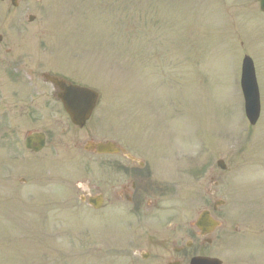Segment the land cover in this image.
Returning <instances> with one entry per match:
<instances>
[{"label":"rangeland","instance_id":"rangeland-1","mask_svg":"<svg viewBox=\"0 0 264 264\" xmlns=\"http://www.w3.org/2000/svg\"><path fill=\"white\" fill-rule=\"evenodd\" d=\"M258 2L134 0L137 8L131 12L128 0H20L18 9L7 0L0 2V34L8 47L23 46L21 41L38 46L41 70L69 71L101 94L92 127L102 117L107 131L130 126L143 141L146 128L152 129L146 139L180 149L181 174L191 181L196 180L191 172L209 164L216 175L228 174L232 197L262 208L246 253L264 264V15ZM29 16L36 18L31 24ZM245 56L254 59L262 96L255 127L246 120L239 87ZM70 127L60 112L51 114L52 206L24 218L28 225L46 215L50 234L39 228L26 236L30 241L24 239L30 227L0 200V238L7 232L23 238L22 246L0 247V264L19 256L20 264H100L94 250L101 248L97 215L70 209L80 194L72 183L95 179L86 159L68 160L62 131ZM218 159H224L226 172L217 167Z\"/></svg>","mask_w":264,"mask_h":264},{"label":"flooded vegetation","instance_id":"flooded-vegetation-1","mask_svg":"<svg viewBox=\"0 0 264 264\" xmlns=\"http://www.w3.org/2000/svg\"><path fill=\"white\" fill-rule=\"evenodd\" d=\"M40 66L38 46L8 47L3 38L0 200L5 207L14 202L20 214L38 211L41 199L51 208V166L55 161L51 158V114L58 111L69 121L57 98L60 90L45 77L79 83L72 74L45 73ZM89 124L84 129L62 131L68 159L77 158L81 151L95 175L94 182L86 179L72 184L80 194L69 208L96 213L99 240L103 246L107 244L115 264H192L196 259L256 264L246 252L250 234L256 235L259 219L254 215L259 208L233 206L228 174L216 175L210 164L204 182L184 183L180 149L140 143L130 131H116L110 140L99 141L98 127ZM68 130L70 134H66ZM33 133L46 136L39 153L26 149V139ZM107 142H112L111 153L98 154L97 145ZM67 201L71 204L73 198ZM93 201L97 210L90 205Z\"/></svg>","mask_w":264,"mask_h":264},{"label":"water","instance_id":"water-1","mask_svg":"<svg viewBox=\"0 0 264 264\" xmlns=\"http://www.w3.org/2000/svg\"><path fill=\"white\" fill-rule=\"evenodd\" d=\"M13 5L17 6V3L14 2ZM261 9L264 12V0L261 2ZM30 21H33V18H30ZM51 82L61 87L63 90L64 94L61 100L66 111L71 115L72 121L76 125L84 126L85 121L89 118L96 105L98 98L97 93L77 86L68 87L64 82H59L54 78H51ZM242 88L246 99V114L249 122L254 126L259 120L261 105L253 62L250 58H246L243 64ZM64 95H66V97H64ZM82 101L86 105L80 107L79 104L82 103ZM32 144L33 141H29V145L31 146ZM219 166L225 169L222 162H219ZM94 207L96 206L94 205Z\"/></svg>","mask_w":264,"mask_h":264}]
</instances>
